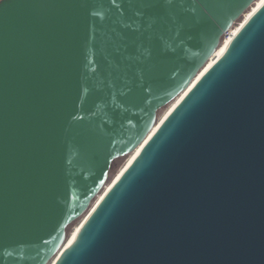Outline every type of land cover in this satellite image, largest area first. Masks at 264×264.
<instances>
[{"label":"water","instance_id":"water-1","mask_svg":"<svg viewBox=\"0 0 264 264\" xmlns=\"http://www.w3.org/2000/svg\"><path fill=\"white\" fill-rule=\"evenodd\" d=\"M254 2L0 4V264H264Z\"/></svg>","mask_w":264,"mask_h":264},{"label":"bare ground","instance_id":"bare-ground-1","mask_svg":"<svg viewBox=\"0 0 264 264\" xmlns=\"http://www.w3.org/2000/svg\"><path fill=\"white\" fill-rule=\"evenodd\" d=\"M262 1L263 0H255V2L251 5V7L243 14L242 21L237 26H235L233 28L231 27L229 29V32L225 35V38H224L223 42L220 43V45L216 49L215 53L209 58L206 67L209 66V64H211L220 55V53L223 51V49L225 48V46L227 45V43L231 40L232 36L237 32L240 24H242L245 21V19L248 18V16H250V14L253 12V10H255L260 5V3ZM181 96H182V94L178 95L176 98H174L170 102L169 106L167 107V110L163 113V115L161 117H159L160 119L157 120L158 122H160L161 119L177 104V102L179 101V99L181 98ZM137 150H138V148H136L133 152H131L129 154L127 160L125 161L126 163H124L123 166H121V168L119 169V171L117 172V174L114 176V178H116V176L121 172V170L127 164H129L131 162V160L135 156ZM108 186H109V183L104 187V189L107 188ZM101 194H102V192L97 196V199L95 201H97L99 199V197L101 196ZM95 201H94V203H95ZM83 217H82V219H83ZM82 219H81V221H82ZM81 221H79V224L75 226V228H74L73 232L70 234V236L67 237L66 241L64 242V244L62 246V249H63V247L65 248L67 246V244L71 241V239L75 236V234L77 232L76 230L79 229V226L81 224ZM54 259L55 258H51V260H50V262L48 264H53Z\"/></svg>","mask_w":264,"mask_h":264},{"label":"rangeland","instance_id":"rangeland-1","mask_svg":"<svg viewBox=\"0 0 264 264\" xmlns=\"http://www.w3.org/2000/svg\"><path fill=\"white\" fill-rule=\"evenodd\" d=\"M242 19H243V16L241 18H239L238 20H236V22L232 25V28L237 26L242 21ZM224 38H225V36L222 37L221 43L223 42ZM169 104H170V102L168 104H166L164 107H162V108H160L158 110V112H157V120L160 119L159 117H161L163 115V113L167 110V107L169 106ZM128 156H129V154L125 155V156H122L116 162H114V165L109 170L108 177H107L106 182H105V186L113 180L114 176L117 174V172L119 171L121 166H123V164L126 163L125 161L127 160ZM103 189L100 190L99 194L103 191ZM97 196L94 198V200H92L91 203H89L90 204L89 208L93 205L92 203H94V201L97 199ZM88 209L83 214H81L79 217L75 218V220L67 227L68 237L73 232L75 226L79 224V221H81L82 217L87 213Z\"/></svg>","mask_w":264,"mask_h":264},{"label":"trees","instance_id":"trees-1","mask_svg":"<svg viewBox=\"0 0 264 264\" xmlns=\"http://www.w3.org/2000/svg\"><path fill=\"white\" fill-rule=\"evenodd\" d=\"M122 157V156H121ZM120 158V157H119ZM119 158H115L111 164V167L114 165V162H116ZM111 169V168H110Z\"/></svg>","mask_w":264,"mask_h":264},{"label":"snow or ice","instance_id":"snow-or-ice-1","mask_svg":"<svg viewBox=\"0 0 264 264\" xmlns=\"http://www.w3.org/2000/svg\"><path fill=\"white\" fill-rule=\"evenodd\" d=\"M4 3V0H0V4H3Z\"/></svg>","mask_w":264,"mask_h":264},{"label":"built area","instance_id":"built-area-1","mask_svg":"<svg viewBox=\"0 0 264 264\" xmlns=\"http://www.w3.org/2000/svg\"><path fill=\"white\" fill-rule=\"evenodd\" d=\"M228 32H229V30L226 32V34H227ZM226 34H225V35H226ZM225 35H224V36H225Z\"/></svg>","mask_w":264,"mask_h":264}]
</instances>
